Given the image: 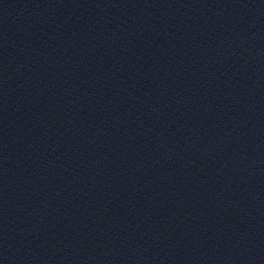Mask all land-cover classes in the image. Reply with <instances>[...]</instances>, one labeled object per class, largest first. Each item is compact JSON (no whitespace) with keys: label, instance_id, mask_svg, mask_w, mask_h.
Segmentation results:
<instances>
[{"label":"water","instance_id":"water-1","mask_svg":"<svg viewBox=\"0 0 264 264\" xmlns=\"http://www.w3.org/2000/svg\"><path fill=\"white\" fill-rule=\"evenodd\" d=\"M0 264H264V0H0Z\"/></svg>","mask_w":264,"mask_h":264}]
</instances>
